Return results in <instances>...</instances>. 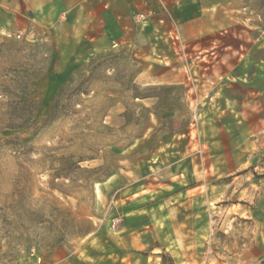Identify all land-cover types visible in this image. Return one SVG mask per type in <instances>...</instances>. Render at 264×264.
<instances>
[{"label": "rangeland", "instance_id": "374dc122", "mask_svg": "<svg viewBox=\"0 0 264 264\" xmlns=\"http://www.w3.org/2000/svg\"><path fill=\"white\" fill-rule=\"evenodd\" d=\"M44 1L0 0V264H264V0L98 52Z\"/></svg>", "mask_w": 264, "mask_h": 264}, {"label": "crops", "instance_id": "0c3cea01", "mask_svg": "<svg viewBox=\"0 0 264 264\" xmlns=\"http://www.w3.org/2000/svg\"><path fill=\"white\" fill-rule=\"evenodd\" d=\"M158 1L45 0L44 3L58 5L62 19L67 16L71 21H79L83 27L81 34L91 43V52H98L126 43L138 25L135 14L149 13V6L147 8L145 4H157Z\"/></svg>", "mask_w": 264, "mask_h": 264}, {"label": "trees", "instance_id": "16d2710c", "mask_svg": "<svg viewBox=\"0 0 264 264\" xmlns=\"http://www.w3.org/2000/svg\"><path fill=\"white\" fill-rule=\"evenodd\" d=\"M71 75H72V73L66 78V80L64 81L63 84L68 83V82L71 81V79H70ZM63 84L59 87V91H58V93L60 92V90H61ZM132 89H134L133 86H132ZM133 95H134V97L141 98V99L150 96V95H142V94H139V93H135V94H133Z\"/></svg>", "mask_w": 264, "mask_h": 264}, {"label": "built area", "instance_id": "2783aa9c", "mask_svg": "<svg viewBox=\"0 0 264 264\" xmlns=\"http://www.w3.org/2000/svg\"><path fill=\"white\" fill-rule=\"evenodd\" d=\"M34 264H40V258L39 257H37V259H36Z\"/></svg>", "mask_w": 264, "mask_h": 264}]
</instances>
